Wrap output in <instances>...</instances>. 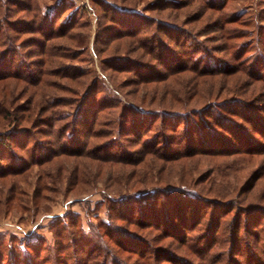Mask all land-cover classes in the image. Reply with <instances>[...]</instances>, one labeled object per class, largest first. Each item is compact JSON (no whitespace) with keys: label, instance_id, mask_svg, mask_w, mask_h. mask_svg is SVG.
<instances>
[{"label":"trees","instance_id":"1","mask_svg":"<svg viewBox=\"0 0 264 264\" xmlns=\"http://www.w3.org/2000/svg\"><path fill=\"white\" fill-rule=\"evenodd\" d=\"M29 1L0 0V27L11 12L31 16L9 29L14 36L37 34L26 42L27 47H35L29 50L30 57L38 58L33 65L57 68L39 71V76L27 80L37 99L20 109L13 128L0 131V213L27 204L38 212L48 193H84L94 182L100 183L98 176L104 170L105 220L85 231L75 226L77 215L58 217L57 237L68 234L62 246L57 243L60 251L55 250L54 264H264L262 210H256L253 199L234 208L240 202L221 185L229 177L235 180L251 159L264 157V100L260 99L264 94L256 85L264 84V53L256 52L248 67L222 61L212 66L204 59L189 64L183 37L191 39L192 34L176 22L144 14L178 9V2L159 0L150 8L137 9L114 0H91L110 23L95 34L96 53L105 55L106 68L133 78L111 88L94 78L81 83V91L67 89L70 99H65L47 92L50 86L42 76L76 77L74 71L61 73L60 61L75 59L68 48H82L87 39L74 33L82 27L75 20L78 10L70 0H48L54 5L41 9L37 18L38 6ZM211 6L223 8V4ZM237 20L236 16L231 21L220 19L213 28L223 30L222 25ZM3 36L2 41L14 39ZM19 43H10L1 55L15 52L22 46ZM138 51L153 66L131 56ZM81 76L91 79L90 72ZM13 77L21 79L16 73ZM220 77L235 78L233 85L219 87ZM7 104L0 99V116L6 115ZM105 112L113 120L101 123ZM36 133L45 139L34 138ZM209 157L236 159L230 162L235 172L225 174L220 165H213L196 182V165ZM88 160L96 161V170ZM33 168L37 169L33 194L23 199L20 183L26 182ZM202 183L206 184L199 190L191 187ZM22 244L13 250L0 240V264H45L38 247Z\"/></svg>","mask_w":264,"mask_h":264},{"label":"rangeland","instance_id":"2","mask_svg":"<svg viewBox=\"0 0 264 264\" xmlns=\"http://www.w3.org/2000/svg\"><path fill=\"white\" fill-rule=\"evenodd\" d=\"M22 1L25 4H29L30 2L29 0ZM70 1L74 5V10H78L75 20L80 25H82V27L75 30L74 33L81 32L82 34L87 35V39L85 40V44L82 48H68L67 52L69 53V55L76 56L75 59H62L60 61L62 65L61 73H69L74 71L76 73L73 75L76 77L65 78L55 77L53 75H43V81L49 83L48 86H50L45 90L66 99L69 98V92H66L67 89L74 91L76 89H79V91H81L82 85L80 84H86L94 78L95 80L102 81L105 85H107L108 88H111L112 84L117 85L120 82H129L128 80H132L133 75L117 74L112 69L106 68L105 65L102 64V58L105 55L97 54L95 51V34H97V32L101 29V26L110 25L109 21L102 19V16L100 15L102 13V9L95 6L91 0ZM114 1L119 4H129V6L132 4L134 8L136 7L137 9H147L150 8L151 4H154L159 0ZM163 1L169 2V4L171 2H178L180 7L178 9L168 8L167 10H163V12L160 10L157 12L145 11L144 14H148L149 16H156V18H165L169 21L176 22V24L180 25V27L186 29L190 34H192L193 37L191 39H189V37H183V41H185L187 45L182 49L189 50V60H192L189 64L196 62V60L199 61L201 59H204L206 63H210L212 66L218 65L219 62L222 61L226 62L228 64L227 66H236L238 64L239 67H248L252 63H254L255 58H257V56L255 57L254 55L256 54V52H258L260 56L262 53H264V0ZM31 3L38 6L35 11L37 13V18L39 17V14H41V9L43 10L46 6L48 7L50 5H54L48 0H32ZM210 4H223V8L214 10L211 9L212 6ZM10 15H12V17H9ZM9 16L8 18L6 17V19H4L0 27V99L4 98L8 103V110L5 113L6 115L0 116V131L13 128V118L15 116H18L20 112H22L20 111V109L27 106L30 99H37V94L32 96L33 92L35 91L34 85H30L27 80H33L34 78L39 76V71L57 68L53 65H43L41 66V68L33 65V62H37L38 58L32 56L30 57L31 53L29 52V50H33L35 47H27L26 42H28L27 40L29 38H37V34L26 32L14 36L15 33L13 31H10L9 29L12 28L13 24H17V21L30 20L32 17L18 12H11L9 13ZM98 16L100 18L99 20ZM235 16L238 19L237 22L227 24L225 25V27L224 25H222L223 30H219V28L218 30H215L213 28V26H215V23L217 24V22H220V19L222 21H224V19H230L231 21ZM37 18L35 17L36 20ZM5 28L9 30L5 31ZM2 32L4 35L10 34L14 36V39L12 41H2L4 38ZM221 32L222 35H220ZM236 35L240 37L234 38V36ZM230 37L233 38L229 39ZM19 42H22V46L17 47L15 49V52H13L12 50L9 51L6 56L1 55L3 52H6L7 45L11 43L12 45L15 44V46H17L18 44H20ZM239 49L241 50L240 52ZM193 51L194 53L191 54ZM140 52L141 51H138L131 56L140 60H144V62H148L153 66V61H151L146 56L139 55ZM237 52L239 53V57H235ZM181 63L184 62L182 61ZM155 68H158V66H155ZM157 70L160 72H164L163 67H159V69ZM86 72H90L91 79L86 76H81V73L86 74ZM15 73L19 74L21 76V79H15L13 77ZM185 75L190 76L191 74L185 73ZM6 76H8V78L4 79L6 78ZM197 78L199 79V77ZM234 79L235 78L230 77H220L218 79V86L222 88L225 86L228 87L229 85L231 86L233 85L232 81ZM51 84H54L53 86L58 89L59 93H56L57 91H54V89L51 87ZM256 85L262 86L260 89L262 90L260 94H264V84L257 83ZM130 88L132 87H126L125 89H122V91L125 92L127 90H130ZM222 96L224 97L223 93L221 94V97ZM130 98L132 99L133 97ZM260 99L263 101L264 96H261ZM259 104L262 103L260 102ZM61 110L65 111L67 110V108H62ZM58 111H60V109ZM114 112L117 111L115 110ZM112 118L113 115L105 112L103 114V117L101 118V123L109 122L113 120ZM34 138H39V140H41L44 137L36 133L34 135ZM204 160L205 161L199 166L196 165V182L200 178L199 174L201 172H207V170H210L212 168L211 166L213 165H220L224 172L227 171L225 174L229 172L232 173L236 169L234 168V166H230L231 160L235 162L236 159L234 158H231V160H216L209 157L204 158ZM88 163L94 164L93 166L96 170V161L88 160ZM191 166L192 168L194 167L193 165ZM240 167H242V165H240ZM242 168L246 169L241 172H237L235 174L237 177L235 180L231 179V177H229V179H225L224 181L221 179V185L223 187H227L224 189L230 192L232 196L230 198H234L237 202H240L237 203L239 205H235L234 208L236 206H240L242 200L244 199L246 201L245 203H248L253 199V203L257 208L256 210H258V212L260 211V209L262 210L263 219L259 224V227L262 229V236L264 237V157H255V160L254 158L251 159V161L248 164L245 163ZM92 170L91 173H95V171ZM36 171L37 169L33 168V171L31 173L29 172V176L26 182L20 183V186L23 189L22 191L25 194L23 199L30 198L33 194ZM215 175L216 174L214 173L211 178H215ZM105 178L106 174L103 170V172H100L98 176V180L100 181V183H96L97 181L94 182L93 188H91L92 190L87 189L88 191H85L84 193H66V191L64 192V190L60 191L59 194L48 193V201L42 204V206L44 207L40 208L38 212L37 210L35 211L34 207L29 204L24 205V209H5L2 213H0L1 242L4 246H11L13 250H16L15 246H17V243L24 244L25 242H28L29 244L34 245V248L38 247V249L40 250L39 258L41 260L45 259V264H54L53 260L55 259V250L60 251V246H62V243L65 241V237L68 234L63 233L62 236L57 237L58 228L55 227V221L58 217L65 218V216L77 215L78 217L75 216V219L77 218L78 222L75 226L80 225L85 231L89 229L90 224L96 223L99 219L105 220L106 211L103 199V196L105 194L102 192L105 191L107 193L103 186V183L106 182ZM227 180L228 182H226ZM105 184L107 185V183ZM204 184L206 183L194 185L191 187L192 189L194 188L196 190H199V188H201ZM106 188L109 189V187ZM242 191L244 192L242 193ZM258 207L260 209H258ZM233 212H235V210ZM230 216H232V213L226 219L229 220ZM244 219L245 217L242 218V220ZM205 223L206 220H203L201 225L203 226ZM259 227L258 229H260ZM67 228H69L70 231L75 230V227ZM61 239H63V241ZM251 240L252 239H249V241ZM57 243H60L59 247ZM164 243H166V241ZM63 252L65 251H61V253ZM66 252H71V249H68ZM134 258V256L131 257V263Z\"/></svg>","mask_w":264,"mask_h":264}]
</instances>
